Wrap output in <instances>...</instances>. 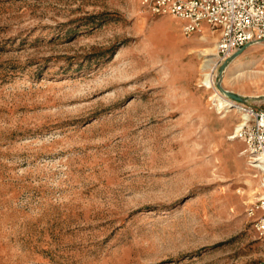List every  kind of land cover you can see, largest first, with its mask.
I'll return each instance as SVG.
<instances>
[{"label":"rangeland","instance_id":"1","mask_svg":"<svg viewBox=\"0 0 264 264\" xmlns=\"http://www.w3.org/2000/svg\"><path fill=\"white\" fill-rule=\"evenodd\" d=\"M180 27L138 0H0V264H264L217 34ZM220 85L264 108V40Z\"/></svg>","mask_w":264,"mask_h":264},{"label":"built area","instance_id":"2","mask_svg":"<svg viewBox=\"0 0 264 264\" xmlns=\"http://www.w3.org/2000/svg\"><path fill=\"white\" fill-rule=\"evenodd\" d=\"M138 3L151 14L180 20L184 35L200 31L203 26L214 30L218 60H224L247 42L264 39V0H138ZM236 104L240 115L228 138L242 143L246 164L255 171L252 177H259L261 191L248 204L245 214L255 232L264 235V108Z\"/></svg>","mask_w":264,"mask_h":264},{"label":"water","instance_id":"3","mask_svg":"<svg viewBox=\"0 0 264 264\" xmlns=\"http://www.w3.org/2000/svg\"><path fill=\"white\" fill-rule=\"evenodd\" d=\"M264 40V39H262ZM262 40H256V41H250L245 43L244 45H242L241 47H239L238 49H236L234 52H232L231 54H229L222 62L221 64L218 66L217 69V79L215 82V87L216 89L221 92L222 94H224V96H226L227 98H229L230 100H232L235 103H243L245 98L244 96L238 95L236 93H233L231 91L225 90L221 87L220 82H221V76L223 73V70L225 69V67L227 66V64L234 59L237 55H239L241 53V51L248 45H251L255 42H261Z\"/></svg>","mask_w":264,"mask_h":264},{"label":"bare ground","instance_id":"4","mask_svg":"<svg viewBox=\"0 0 264 264\" xmlns=\"http://www.w3.org/2000/svg\"><path fill=\"white\" fill-rule=\"evenodd\" d=\"M205 61L208 62V59H206ZM205 66H207V65H205ZM204 75H205L204 83L207 85V87L212 86V79H211L210 75L208 73H205ZM219 93H220V95L218 94V100H217V106L218 107H225L226 109L227 108H234L237 110V108H236L237 104L236 103H234L232 100H230L229 98L224 96V94H222L221 92H219Z\"/></svg>","mask_w":264,"mask_h":264},{"label":"crops","instance_id":"5","mask_svg":"<svg viewBox=\"0 0 264 264\" xmlns=\"http://www.w3.org/2000/svg\"><path fill=\"white\" fill-rule=\"evenodd\" d=\"M205 26H203V28H204Z\"/></svg>","mask_w":264,"mask_h":264}]
</instances>
